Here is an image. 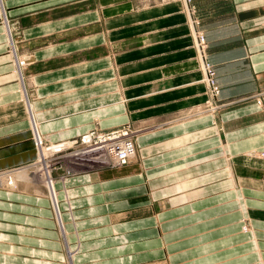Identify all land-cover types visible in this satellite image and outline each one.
Segmentation results:
<instances>
[{"label": "crops", "instance_id": "obj_1", "mask_svg": "<svg viewBox=\"0 0 264 264\" xmlns=\"http://www.w3.org/2000/svg\"><path fill=\"white\" fill-rule=\"evenodd\" d=\"M0 7L30 61L20 84L0 23V173L36 156L24 86L50 142L135 131L128 165L55 182L62 231L42 185L0 182V264H264V0Z\"/></svg>", "mask_w": 264, "mask_h": 264}, {"label": "rangeland", "instance_id": "obj_2", "mask_svg": "<svg viewBox=\"0 0 264 264\" xmlns=\"http://www.w3.org/2000/svg\"><path fill=\"white\" fill-rule=\"evenodd\" d=\"M2 10L4 13V9ZM0 12H1V7H0ZM0 23L4 27V35L6 38V43L8 44V49L12 55L11 59L13 62V72L17 74L18 79L20 80L19 82H21L20 84L24 85L25 79H23L24 76L22 75L23 74L22 71H23V68L25 69V67L29 65L30 61L27 58L19 55L17 52V46L19 45V42H21L22 40L19 28L17 25H12L11 23L9 25L4 15L1 13H0ZM203 83L204 85H206V82H204V80H203ZM205 87H207V85ZM206 90H207L206 94L208 98L209 96L208 87ZM20 92H21V97L22 98L25 97V100H26L25 105L27 107L28 121L30 125L32 139H33V146L36 151L35 135L40 134L42 139H45V138L40 133L39 126H38L39 122L37 121L34 114L32 113L34 111L32 103L30 101L27 102L28 93H27V90L25 89V86H24V89H21ZM205 107H206V104L204 102L202 105H200V107H198V111H204ZM122 126H128L129 129L133 131V136H134L135 131L132 128L130 121L124 123L120 127ZM113 129H116V128H113ZM78 138L79 137L68 139V141L72 142L73 140H76ZM57 142H60V141H57ZM51 143H56V142H51ZM81 148L82 146L80 145H73L72 143H70V145L65 146L63 150L50 152L46 156L45 164L44 162L42 164L41 163L35 164L34 163L36 160V156H35L34 162L28 166H24L18 170L8 169L0 173V178L3 179L0 182L4 183L5 181V185L8 186V188L10 189H14L18 181L20 180H24L28 182L33 180L32 181L33 183L42 185L45 191L44 192L45 195L50 200V205L53 208L55 219L62 231L63 222L61 221V214H60V210L58 206V198L56 194L55 182L60 181L63 183L65 179L69 177L87 175V174L89 175L90 173H100L106 169L118 170L128 165L127 163L126 165L121 166V167L111 168L107 166L106 164H103L104 162L101 159L93 158L91 152H85V150H82ZM254 158L261 159L264 162V159L259 156L254 157ZM7 176L10 177L9 180H7L8 179L6 178ZM242 221L245 222V223L243 222L244 225L246 224V228L244 230H249L250 225L247 223L248 220L243 219ZM65 250L67 251L66 254L69 260L68 263H70V259L72 258L71 256L73 255L75 250H72V251L67 250V249ZM154 264H169V263L167 259L165 258V259L155 260Z\"/></svg>", "mask_w": 264, "mask_h": 264}, {"label": "built area", "instance_id": "obj_3", "mask_svg": "<svg viewBox=\"0 0 264 264\" xmlns=\"http://www.w3.org/2000/svg\"><path fill=\"white\" fill-rule=\"evenodd\" d=\"M187 6L190 0H183ZM198 51L203 54L206 43L202 34L197 35ZM204 82L209 90V96L205 101L206 107L204 111L214 112L219 104L214 103L212 98L218 95L219 89L214 79V70L212 66L205 62L204 64ZM73 145L82 146L85 152H91L92 157L101 159L107 166L117 168L128 163L134 155L133 131L128 126L118 127L107 131L91 129L83 133L78 139L71 142ZM36 146L42 148L43 141H36ZM259 157L264 159V150L258 151ZM256 156V155H255ZM257 157V156H256Z\"/></svg>", "mask_w": 264, "mask_h": 264}, {"label": "bare ground", "instance_id": "obj_4", "mask_svg": "<svg viewBox=\"0 0 264 264\" xmlns=\"http://www.w3.org/2000/svg\"><path fill=\"white\" fill-rule=\"evenodd\" d=\"M38 140L43 141V145L41 146L42 148H40V147H38V146L35 145V148H36V160L34 162L35 164H37V163H41L42 164L43 162L45 164L46 156L50 152H52V151H58V150H63L65 146L70 145V143H71V141H68V140H63V141H60V142L51 143L48 140L42 139V137L40 136V134H36L35 135V141H38ZM134 154H135V147H134ZM6 178H8L7 180H9L10 177L7 176ZM2 180L3 179L0 178V181H2Z\"/></svg>", "mask_w": 264, "mask_h": 264}]
</instances>
